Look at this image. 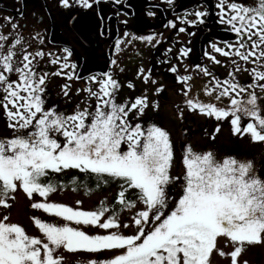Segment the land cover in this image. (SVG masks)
Wrapping results in <instances>:
<instances>
[{"label":"snow or ice","instance_id":"1","mask_svg":"<svg viewBox=\"0 0 264 264\" xmlns=\"http://www.w3.org/2000/svg\"><path fill=\"white\" fill-rule=\"evenodd\" d=\"M114 2L119 4L121 0ZM163 2L169 7L174 5V0ZM59 3L64 8L93 7L90 0ZM216 8L220 23L227 25L237 40L235 45H227L229 50L213 44V51L255 64L251 70L241 69L233 60L235 71L250 72L252 82L240 84L232 72L221 81L207 68L202 69L214 81L209 94L215 91L216 101L227 100L225 107H218L187 98V82L192 77L177 74L175 79L184 86L182 94L187 98L179 115L183 118L184 111H188L217 122L228 121L234 135L248 134L253 142H264V109L258 103L264 96L256 93L258 88L264 94V71L258 70L264 68V0H253L251 5L218 0ZM191 14L195 20H187L185 13L180 24L198 26L208 15L202 11ZM18 27L12 24L13 30ZM166 27L177 25L168 21ZM185 30L178 28L179 32ZM124 35L128 37L129 33ZM136 39L153 46L160 43L153 35L131 37ZM121 44L116 41L117 50ZM22 45V37L0 33V109L6 113L11 130L9 136L0 137V207L9 208L8 201L22 190L33 201L31 208L40 214L32 216L40 235L30 236L7 215L0 217V264H64L65 251L100 255L112 252L110 258L97 256L88 264H211L214 251L221 257L230 255V264H238L237 258L247 246L264 244V177L259 176L252 161L218 157L213 151L197 153L188 145L182 156V172L172 175L170 134L155 123L141 120L149 107L158 109V102L150 104L146 94L119 101L122 85L109 71L88 78L90 85L98 87L82 90L92 101L86 107L78 105L67 113L56 105L48 106V77L74 79L77 65L70 63L72 52L64 49V55L48 59V64L59 68L48 71L39 66L46 60L45 53L30 52ZM188 51L180 49L179 58L186 57ZM208 58L221 63L214 56ZM111 63L116 65L117 61ZM169 71L177 73L178 69L170 66ZM138 76L145 84L151 78L150 71L145 74L143 68L138 69ZM151 83L156 85L157 81ZM70 87L67 83L62 86L63 96H69ZM127 87L134 89L135 85L128 82ZM162 91L163 86L157 87L155 94ZM219 130L218 126L215 131ZM67 170L94 178L96 188L110 182L117 184L115 204L109 207L102 201L95 210H82L50 202L51 193L64 190V184L52 181L51 175ZM77 179L71 181L73 191L79 190ZM83 187L86 194L92 191L88 185ZM130 192L134 199L129 198ZM125 211L130 213L128 222L121 218ZM45 215L64 223L49 221ZM81 226L97 231L89 234ZM122 229L132 232L124 234ZM221 241L234 250L222 251Z\"/></svg>","mask_w":264,"mask_h":264},{"label":"flooded vegetation","instance_id":"2","mask_svg":"<svg viewBox=\"0 0 264 264\" xmlns=\"http://www.w3.org/2000/svg\"><path fill=\"white\" fill-rule=\"evenodd\" d=\"M90 2L93 3V7L85 9L79 6L64 8L59 0H0V33L8 37H22V47L30 52L43 51L46 60L40 63L41 69L59 71L57 66L48 64L47 60L64 55V49L72 52L70 63L77 65L74 79L68 81L64 76H50L47 79V105H56L60 111L71 113L78 105L83 108L92 103L82 90L88 86L94 89L98 87L90 85L88 78L100 76L104 72H112L120 81L122 87L118 94L119 101L134 100L146 94L150 102L154 100L152 97L157 87L163 86L162 93L165 95V89L177 83L175 77L177 74L181 75L178 63L191 65L199 63L211 72H215V67L220 64L219 71L222 74L214 77L221 81L228 78L230 68L228 63H233V60L245 63L239 58H226L213 51V44L229 50L227 45H235L237 40L229 27L219 21V9L216 8L218 0H174L172 7L163 0H121L119 4L114 0ZM233 2L251 5L253 0ZM225 10L227 11V8ZM194 11L208 13L204 17V24L198 26L180 24V19L185 17V13H188L187 20H195V16L191 14ZM149 12H154L155 15L149 16ZM168 21L175 22L177 28L166 27ZM12 24L19 27L13 30ZM179 27H185V32H179ZM125 33H129V36L125 37ZM147 35H153L160 43L153 46L139 39L131 40L132 36ZM117 40L122 41L119 50L116 48ZM125 40L131 42L123 43ZM11 42L14 43V40ZM182 48L189 51L186 57L179 58V50ZM169 49L171 51H168ZM209 55L221 63L216 64L208 58ZM112 60H116L117 64L113 65ZM209 65L214 66L213 69H210ZM170 66L177 67L178 72H170ZM184 66L186 68L188 64ZM140 68L145 70V74L150 71L151 78L147 84L138 76ZM155 76L157 85L151 83ZM195 78L198 80L200 77H194L191 81ZM12 79L15 80L16 77L12 76ZM128 82L135 85L134 89L127 87ZM65 83L71 86L68 97L61 93ZM78 89L81 90L79 93ZM158 114L149 107L141 120L156 123L157 118L161 121ZM183 120L180 119L181 127H185ZM7 124L6 113L0 109V126L4 128L2 131L5 132L4 137L11 134Z\"/></svg>","mask_w":264,"mask_h":264},{"label":"rangeland","instance_id":"3","mask_svg":"<svg viewBox=\"0 0 264 264\" xmlns=\"http://www.w3.org/2000/svg\"><path fill=\"white\" fill-rule=\"evenodd\" d=\"M236 59H238V57H236ZM178 64L179 67H181L180 74L182 76H191L192 79L198 75H201L203 73L202 69L205 68L201 67L202 65L199 63L198 65H191L190 63ZM184 64H188V66L185 68ZM228 64L230 65L229 72L233 73L237 82L243 85H247L252 82L250 72H236L234 64ZM219 65L215 67V72L209 71L212 76L222 74L219 71ZM238 65L241 69L248 68L249 70H251L253 67H256L255 64L251 63H238ZM197 66H199V68ZM213 67L209 65L210 69H213ZM258 70L264 71V68H259ZM156 76L155 80L157 81ZM191 80L187 82V87L190 90L189 96L187 98H192L204 104L211 103L218 107H225L227 105L226 99L223 102H218L214 99L215 95L209 94V90H211V80L208 81L205 78L192 83ZM183 87L184 86L179 83L172 84L169 86V88L165 89V95H163L164 93L161 92L159 95H153L152 98H154V100H150V103L158 102L159 105L155 112L159 111L158 116L161 117V121L158 120L159 122L157 123L156 121L155 124L164 128L170 134V139L174 150V160L171 167V174L175 176L182 172V156L185 147L190 145L197 153L213 151L218 157L234 156L242 160H250L254 163L256 172L259 174V176L264 177V142H253L248 134H244L243 136H240L239 134L234 135L231 131V126L228 121L217 122L214 118H207L204 115L184 111L183 124L188 131V135L186 138L182 137V128L178 110L184 109L186 105L187 98L182 94ZM205 90H208L207 95H204ZM249 91L252 90L249 89ZM256 93L258 96H264V94L260 93L258 88L256 89ZM258 103L260 104L261 108L264 109V98L259 99ZM247 122V119L243 121L245 125ZM218 126L220 130L219 132H216L215 129ZM3 130L4 128L0 126V137H4L5 135V132H2ZM213 136L215 137L214 139ZM115 192L116 190H112L105 193L94 194L92 196H85L81 193H75L72 191H56L50 194L49 201L72 206L74 208L79 207L82 210H95V208H97L102 201L107 206L111 207L113 205L112 202ZM14 195L15 199L8 201V203L11 205L9 208L0 207V217L7 215L10 222L17 223L24 227L28 235L39 236V230L35 227L32 216L34 214H40L31 208V203L33 201L30 200L22 190H18ZM35 198L37 200L40 199L38 196ZM78 200L81 201L80 205L76 204V201ZM129 216L130 213L127 211L121 214V218L124 219V222H128L126 218ZM44 218L49 221L64 223V221L60 220V218L48 217L46 215ZM81 227L83 230L88 231L89 234H95L97 231L84 226ZM122 231H124V234H131L132 232L131 229H122ZM99 233L103 234L104 230H99ZM220 247L225 253H230L232 250H234L223 241H221ZM111 255L112 252H108L106 255L87 254L83 252H63V256L65 258L64 264H88L89 259H96L97 256H99L100 259H106L110 258ZM237 259L238 264H244V261H247V264H264V244L247 246ZM210 260L211 264H230L231 257L230 255L221 257L218 252L214 251L210 257Z\"/></svg>","mask_w":264,"mask_h":264},{"label":"trees","instance_id":"4","mask_svg":"<svg viewBox=\"0 0 264 264\" xmlns=\"http://www.w3.org/2000/svg\"><path fill=\"white\" fill-rule=\"evenodd\" d=\"M74 177L78 178L76 186L78 187L79 190L77 191L72 190L73 184L71 183V181ZM50 179L54 182H62L64 184V190L62 191H72L75 193H81L85 196H92L94 194L105 193V192H109L112 190H116L115 195L113 197V202H112L113 205L115 204V200H116V197L119 191L117 184L112 183V182H110L107 185L102 184L100 188H96V180L94 178L85 176L76 170H67L61 174H52ZM83 185H88L92 189V191L86 194ZM128 196L129 198H133V199L135 198L131 192L128 194Z\"/></svg>","mask_w":264,"mask_h":264},{"label":"water","instance_id":"5","mask_svg":"<svg viewBox=\"0 0 264 264\" xmlns=\"http://www.w3.org/2000/svg\"><path fill=\"white\" fill-rule=\"evenodd\" d=\"M187 130L185 128H182V135L183 137H186L187 136Z\"/></svg>","mask_w":264,"mask_h":264},{"label":"crops","instance_id":"6","mask_svg":"<svg viewBox=\"0 0 264 264\" xmlns=\"http://www.w3.org/2000/svg\"><path fill=\"white\" fill-rule=\"evenodd\" d=\"M211 89H213V88H211ZM211 93H212L213 95H215V91H212Z\"/></svg>","mask_w":264,"mask_h":264}]
</instances>
